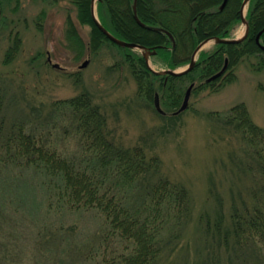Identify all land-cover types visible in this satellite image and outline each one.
<instances>
[{
	"label": "trees",
	"instance_id": "1",
	"mask_svg": "<svg viewBox=\"0 0 264 264\" xmlns=\"http://www.w3.org/2000/svg\"><path fill=\"white\" fill-rule=\"evenodd\" d=\"M12 1L14 7L19 6L20 0H0V14L3 7L10 6ZM68 1L75 6L78 22L90 28L87 47L95 52L105 42L115 46L130 69L138 94L152 99L155 93H161L159 99L169 108L181 105V92L186 84L189 86L197 81L198 85L194 84L192 89H198L234 80L230 68L243 57L255 59L251 64L255 70L264 69V0L248 2L247 34L242 40L215 43L213 51H200L193 68L181 75L154 72L141 52L110 41L94 22L92 0ZM223 1L94 2L99 22L113 36L153 50L154 54L150 56L161 59L167 69L172 70L188 64L199 43L209 38H226L240 22L243 0H226L222 6ZM134 2L141 24L134 18ZM65 33L70 43L87 48L69 15ZM20 43L16 33L6 49L3 63L11 62ZM225 64L224 73L210 79ZM5 98L6 91L0 82V164L28 171L37 180L12 181V187L16 186L20 197L19 204H28L26 209L29 210L36 207V193L41 192L45 198V215L97 211L103 232L96 242H84L77 249L84 253L83 260L88 264H163V248L171 245L170 237L165 241L164 234L171 224H180L189 212V195L183 184L163 176L159 158L147 155L140 146H125L116 138L108 127L105 113L87 93L54 100L46 122L40 117L34 121L26 118L11 125L3 114ZM208 114L235 124L241 139L257 159L261 181L259 187L252 191L251 204L230 216L231 228L223 232L220 243L226 246L232 238L239 244L243 237L264 241V128L250 120L243 103H237L226 111ZM61 122L65 124L64 137L76 142L75 148L66 153L58 151L51 142L53 129ZM61 228L58 227L59 230ZM74 233L72 228V232L57 236L50 225L43 224L35 231L32 255L50 260L51 264H73L75 259L73 256L69 258V250L76 244L72 239ZM51 234L55 235L54 243L44 240ZM52 244L56 245V250L47 248ZM6 259L1 257V261Z\"/></svg>",
	"mask_w": 264,
	"mask_h": 264
},
{
	"label": "rangeland",
	"instance_id": "2",
	"mask_svg": "<svg viewBox=\"0 0 264 264\" xmlns=\"http://www.w3.org/2000/svg\"><path fill=\"white\" fill-rule=\"evenodd\" d=\"M13 2L4 6L0 14V82L6 91L3 114L10 125L26 118L34 121L40 117L45 121L54 100L87 93L105 113L116 138L125 146L137 145L147 155L157 156L163 176L183 184L188 192L189 212L164 234L165 241L170 237L171 245L163 248V264H264V241L243 237L240 245L232 238L226 246L220 243L223 232L231 228L230 216L251 204L252 191L261 181L257 159L235 124L208 114L243 103L250 120L264 128V69L252 68L255 59L246 56L231 67L234 80L230 82L192 89L188 106L178 114L174 112L181 105L169 108L159 99L164 111L160 114L154 107V97L147 99L138 94L130 69L115 46L105 42L95 52L87 47L90 28L78 22L72 3L20 0L19 6L14 7ZM247 8L248 3L243 10L245 18ZM96 12L94 2L97 17ZM68 15L87 48H79L66 39ZM244 31L245 24L240 20L226 38H240ZM16 33L21 39L19 50L5 64L4 54ZM214 48L215 42L210 40L200 51L211 52ZM84 61H88L87 65L80 68ZM148 64L155 71L167 69L164 61L152 56L148 57ZM187 65L172 70L181 71ZM187 87L186 84L181 92L180 104ZM64 125L61 122L52 128L51 142L58 151L66 153L75 148L76 142L64 137ZM16 170L0 164V263L51 264L50 260L32 255L35 231L48 224L57 236L66 235L73 228L76 244L70 248L69 258L74 257L73 264H88L83 260L84 253L77 249L84 242H96L103 232L100 214L65 211L45 215L41 192L36 193L37 206L26 209L28 204H19L12 181L37 180L28 171ZM53 237L51 234L44 240L54 243L56 238L50 240ZM55 247L47 246L56 250ZM2 256L7 259L1 261Z\"/></svg>",
	"mask_w": 264,
	"mask_h": 264
},
{
	"label": "water",
	"instance_id": "3",
	"mask_svg": "<svg viewBox=\"0 0 264 264\" xmlns=\"http://www.w3.org/2000/svg\"><path fill=\"white\" fill-rule=\"evenodd\" d=\"M94 1L95 0H92V6H91V13H92V17L94 19V22L95 24L97 25V27L101 30V32L112 42H114L116 45L118 46H121V47H129V48H132V49H138L142 56L147 60V63H148V57L152 54H154V51L151 50V49H147L146 47L142 46V45H139L137 43H133V42H128V41H125V40H122V39H119L115 36H113L100 22L99 20L97 19V17L95 16V13H94ZM250 0H243L242 4H241V7H240V19L242 21V23L245 24V31H244V34L242 37L240 38H235V39H228V38H209V39H206L204 41H202L201 43H199L195 49L193 50L192 54H191V57H190V61L188 63V65L181 71H175V70H171V69H165V70H162V71H155L153 70L149 64L148 66L154 71V72H157L159 74H169V75H181V74H185L187 72H189L194 64H195V61H196V54L202 49L203 45L210 41V40H214L215 43H219V42H237V41H240L242 40L246 34H247V21H246V18H245V14L243 13V10H244V6L249 2ZM226 0L223 1L222 3V6H224ZM133 11H134V18L135 20L137 21L138 24H141V21L138 19L137 15H136V7H135V2L133 4ZM258 38H259V34L257 35L256 37V41L258 42ZM88 61H84L81 65H80V68H83L87 65ZM53 67H59L58 64H53ZM226 69V64L222 67V69L217 72L215 75H213L210 79H215L217 77H219L220 75H222V73L225 71ZM193 88V84H190L185 93H184V97H183V100H182V104L181 106L178 108V110H176L174 112V114H178L180 112H182L183 110L186 109V107L188 106V99H189V96H190V92ZM154 107L155 109L161 113V114H164V111L161 109L160 105H159V96L158 94L156 93L154 95Z\"/></svg>",
	"mask_w": 264,
	"mask_h": 264
}]
</instances>
